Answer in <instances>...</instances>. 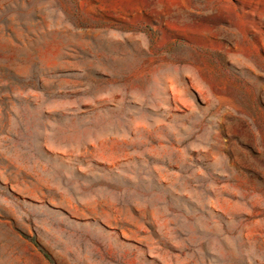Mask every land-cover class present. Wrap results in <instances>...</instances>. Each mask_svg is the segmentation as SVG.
<instances>
[{
  "label": "rangeland",
  "instance_id": "1",
  "mask_svg": "<svg viewBox=\"0 0 264 264\" xmlns=\"http://www.w3.org/2000/svg\"><path fill=\"white\" fill-rule=\"evenodd\" d=\"M0 264H264V0H0Z\"/></svg>",
  "mask_w": 264,
  "mask_h": 264
},
{
  "label": "trees",
  "instance_id": "2",
  "mask_svg": "<svg viewBox=\"0 0 264 264\" xmlns=\"http://www.w3.org/2000/svg\"><path fill=\"white\" fill-rule=\"evenodd\" d=\"M32 241V240H31ZM47 257V256H46ZM48 258V257H47Z\"/></svg>",
  "mask_w": 264,
  "mask_h": 264
}]
</instances>
